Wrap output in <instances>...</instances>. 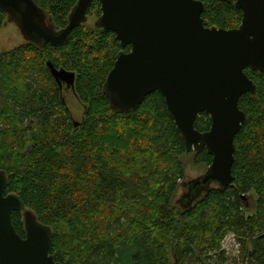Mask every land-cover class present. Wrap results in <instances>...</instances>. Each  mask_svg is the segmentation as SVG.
<instances>
[{"label":"trees","instance_id":"1","mask_svg":"<svg viewBox=\"0 0 264 264\" xmlns=\"http://www.w3.org/2000/svg\"><path fill=\"white\" fill-rule=\"evenodd\" d=\"M57 30L68 25L78 0H33ZM205 4V27L238 28L242 11L227 0ZM95 0L88 13L98 19ZM7 15L0 8V28ZM122 48L111 31L83 24L61 47L25 43L0 53V171L6 194L18 195L52 229L50 254L62 264H206L227 261L222 242L233 235L244 263L264 264V75L246 71L257 92L240 100L247 123L235 138L233 183L216 184L190 206L173 204L184 178L181 158L212 164L205 148L187 151L164 97L149 95L132 113L112 109L103 86ZM76 75L84 106L73 121L49 68ZM201 113L195 128L208 132ZM256 197L252 215L245 200ZM12 221L25 237L23 214Z\"/></svg>","mask_w":264,"mask_h":264},{"label":"water","instance_id":"2","mask_svg":"<svg viewBox=\"0 0 264 264\" xmlns=\"http://www.w3.org/2000/svg\"><path fill=\"white\" fill-rule=\"evenodd\" d=\"M94 1L78 0L61 30L33 0H0V8L27 42L61 47L88 22ZM99 1L101 16L95 27L113 32L122 48L131 47L129 53L117 55L103 86L112 109L135 112L159 92L187 151L205 148L213 157L207 172L189 183L184 207L212 184L229 188L235 138L247 123L240 100L257 92L246 71L264 75V0H227L243 14L241 25L231 30L205 27V4L198 0ZM48 66L57 83L74 89L73 72ZM201 113L211 117L205 133L195 128ZM7 188V175L0 171V264H62L50 254L52 229L41 224L18 195L6 194ZM16 212L23 214L24 238L12 221Z\"/></svg>","mask_w":264,"mask_h":264},{"label":"rangeland","instance_id":"3","mask_svg":"<svg viewBox=\"0 0 264 264\" xmlns=\"http://www.w3.org/2000/svg\"><path fill=\"white\" fill-rule=\"evenodd\" d=\"M97 19L95 17H89L87 27H94ZM24 41L19 29L9 22L0 28V53L11 52L14 49L24 45ZM63 98L67 104L70 114L74 122H81L84 115V106L78 101L71 90L63 91ZM184 169V178L180 182V186L177 189L174 197L173 204L183 205L184 198L189 194V183L202 177L206 172L208 167L205 165H195L194 164V154L185 155L181 158ZM216 184H212L210 188H215ZM202 193V192H201ZM245 212L247 215H252L256 209V197L250 194L245 200ZM222 249L226 253L227 261L225 264H250L244 263L240 258V248L236 242L233 235H228L226 239L222 242ZM213 259H209L206 264H219L216 261L214 253L208 254Z\"/></svg>","mask_w":264,"mask_h":264},{"label":"flooded vegetation","instance_id":"4","mask_svg":"<svg viewBox=\"0 0 264 264\" xmlns=\"http://www.w3.org/2000/svg\"><path fill=\"white\" fill-rule=\"evenodd\" d=\"M23 37V36H22ZM24 39V38H23ZM24 41L26 42V43H29V42H27L25 39H24ZM131 50V49H130ZM122 52H124V51H122ZM130 52V51H129ZM129 52H126V53H129ZM61 70V69H60ZM56 81V80H55ZM57 82V81H56ZM58 84V86H59V88H60V90H61V93L63 94V91L64 90H66V91H69V90H71L72 92H73V94L75 95V93H74V89H72L71 87H69L68 86V84L67 83H65V82H63L62 83V85H60L59 83H57ZM76 97V96H75ZM65 101V100H64ZM76 124H77V122H76Z\"/></svg>","mask_w":264,"mask_h":264}]
</instances>
